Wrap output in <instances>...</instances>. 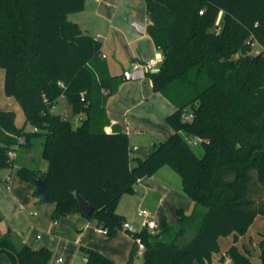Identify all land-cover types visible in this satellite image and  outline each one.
Instances as JSON below:
<instances>
[{
	"label": "trees",
	"instance_id": "trees-1",
	"mask_svg": "<svg viewBox=\"0 0 264 264\" xmlns=\"http://www.w3.org/2000/svg\"><path fill=\"white\" fill-rule=\"evenodd\" d=\"M85 2L0 0L4 92L25 116L18 127L14 111L0 110V172L14 168L10 151L41 145L47 170L22 166L15 173L34 186L35 178L44 182L42 192L35 186V203L55 204L54 228L79 213L107 235L128 232L146 246L142 264H215L219 239L233 236L226 253L232 264H253L235 243L264 216V0H144L147 34L163 56L159 70L147 74L175 111L166 118L173 133L147 158L134 155L133 167L128 134L106 109L123 75L110 74L99 38L69 20ZM60 98L84 115L81 124L52 112ZM164 166L180 175L193 213L178 209L181 225L130 233L119 201ZM76 193L94 207L90 216ZM259 246L264 264V233ZM80 251L85 264H117L83 244ZM136 252L134 241L126 264ZM0 254L12 264H47L52 255L11 235L0 239Z\"/></svg>",
	"mask_w": 264,
	"mask_h": 264
},
{
	"label": "rangeland",
	"instance_id": "rangeland-1",
	"mask_svg": "<svg viewBox=\"0 0 264 264\" xmlns=\"http://www.w3.org/2000/svg\"><path fill=\"white\" fill-rule=\"evenodd\" d=\"M79 13L80 12L70 14L69 20L72 21L73 18L81 17V29L86 34L97 36L99 38L102 42V54L105 57L109 72L112 76L120 77L124 75V68L126 71L130 69L131 71H129L132 72L133 70L130 66H132L136 60L134 58H138L142 63H147L151 59L162 57L161 53L156 52L151 37L147 34L140 40L141 36L136 34L137 31L131 25L132 19L142 26L149 21L144 0H111L107 1V3H102L101 9L96 12L94 11V13ZM132 32H134L139 39L134 38L131 35ZM254 52H260L258 45L254 47ZM159 68L160 65L154 70L145 69V77L143 80L138 82H123L120 89L123 84H127L150 87V89L153 90L152 80L147 73L157 72ZM4 80L5 71L0 68V108L2 110L14 111L16 113V125L22 127L25 125L23 110L16 98L5 95ZM154 93H156V99L148 97L142 101L140 98L134 100L124 97V94L121 96L116 94L111 96L108 100V107L109 104L112 105L111 110L117 115L122 127L128 134L130 149L133 147H149L152 144L158 143L161 139L168 137L169 133L172 132L167 125L166 117L173 110V106L161 93ZM52 112L70 121L73 125L81 124V121L84 118V115H76L74 113L72 106L65 98L59 99L58 104L53 108ZM26 129L32 130L30 125H26ZM195 150L199 155L203 153L200 146H195ZM16 153L19 155L20 159H25L26 154L29 155L27 158L29 161H24L23 166L42 170L43 165H46V161L42 158L41 145H37L31 150L21 148L17 150ZM5 173L6 171L2 170L1 175ZM156 173H160V182H162V184L180 193L185 201L181 200L180 204L182 205H178V207H182L187 215H191L195 208L194 203L183 191L180 175L169 166L162 167ZM19 180L21 179L16 173H14V181ZM30 185L33 186L31 183ZM13 193L15 194V190ZM21 195H19V197L21 196L20 198L24 199H20V202H23L26 205L27 212L20 210L19 205L11 209L9 212L11 215L9 214L7 217L6 214L1 212L3 220L0 222H3L2 226L3 228L5 227L6 235H11L12 238L18 237L19 239L21 236L25 235H28L29 237H35L38 234L43 237H47V235L51 236V233L48 231L47 234V231L42 225L45 226V224H49L50 231L54 230L52 215L48 216V222H43V219L41 218V226H38V224L35 223L37 221V215H29L30 212H33L34 207H40L44 204L35 203L34 193L30 194L29 197H26V192ZM159 197L157 193L152 191L143 198L126 196V198L122 200V209L118 212L124 214L129 221H136L138 224H141L143 220L142 217H139L138 215L140 211L151 213L159 222V228L157 231L162 230L165 224L175 226V224L172 223L174 218L178 222V225L176 226L181 225V217L177 210L174 209L173 211H170L169 209L175 201L171 198H166L163 202H160ZM162 210L172 212L173 217H166V219L158 217V214H161ZM64 218L65 217H62L58 222L60 223ZM263 219V216L258 217L255 229L258 228ZM90 222L92 223V228L87 232L89 235L86 233V239H82L83 245H86L89 240L100 241L102 236L111 237L116 230H119L116 229L112 235L99 233L96 229L95 222ZM255 229L253 228V232ZM10 231L11 233H9ZM126 234L128 235V238H131V235L128 232H126ZM227 242L228 240L224 238L221 239L220 243L222 250L227 248ZM51 253V258L47 264H55L54 262L58 258H62L64 261L60 264H85V259L80 251V246L76 245L74 243V237H70L68 234L58 237L55 240L54 249H51ZM142 263L143 255L136 252L133 264Z\"/></svg>",
	"mask_w": 264,
	"mask_h": 264
},
{
	"label": "crops",
	"instance_id": "crops-1",
	"mask_svg": "<svg viewBox=\"0 0 264 264\" xmlns=\"http://www.w3.org/2000/svg\"><path fill=\"white\" fill-rule=\"evenodd\" d=\"M107 1H111V0H86L85 8L79 14H81L83 12L94 13V11L96 12V11L101 9L102 3H107ZM80 19H81V17H76L75 19L73 18L72 21L77 23L81 28ZM149 23H150V21H148L147 23H145L143 25L146 28V31L144 34L138 33V31L132 26L137 31L136 34H138V36H141L140 40L147 35V26L149 25ZM131 35L134 38L139 39V37H136L134 32H132ZM153 44H154V42H153ZM259 48L261 50L260 46H259ZM156 52L161 53L157 48H156ZM161 55H162V53H161ZM134 59H136V60L134 61L132 66H130V68L132 70H133V67L136 63H142V61L138 60V58H134ZM126 69H129V68H126ZM129 70H127V71H129ZM125 72H126V70L124 68L123 73H125ZM122 94H124L123 95L124 97H128V99H134V100L140 98L143 101V99H147L148 97L156 99V97H155L156 93H154V91L151 90L150 87H141V85H127V84L124 85L123 84L121 89L118 92V96H121ZM111 106L112 105L109 104V107H108V103H107L106 109H107V114L111 120L112 125L118 124L120 126V128L123 131H125V129L122 127L121 122L118 119L117 115L113 112V110H111ZM0 110H2V109L0 108ZM174 111H175V107L173 106V110L171 111V113H173ZM112 125L108 126L105 129L107 133L112 132ZM172 133H173V131L171 133H169V136ZM168 137L163 138L161 140L167 139ZM130 152H131V157H132L131 165L133 167L136 164V162L134 161V155L135 154L132 151H130ZM28 156L29 155L26 154L25 159H20L19 155L16 153L15 158H14V168L10 169V170L9 169L5 170L6 173L3 175H1L2 171L0 172V213L2 212L3 214H6V217H7V215L10 214L9 212L11 211V209L15 208V206H17V205H19V207L21 205H24V209H21V207L19 209L22 210L23 212H27L26 205L23 202H20V199H24V198H20L22 196L21 194L26 192V197L27 196L29 197V195L34 193V191H35V186L30 185L29 182H25L23 180L14 181L15 171L18 168L23 166L24 161H27V162L29 161V159H27ZM47 168H48V162L46 161V165H43L42 171H46ZM159 172H161V171H159ZM159 174L160 173H156L153 176L144 177V178L140 179L138 181L137 185L135 186L134 192L131 194H126L121 198V200L119 201L118 206H117V211L122 209L121 208L122 200L124 198H126V196H131V197L133 196L135 198H143V197H146L147 194L151 191L154 193H157L158 197L160 196L159 197L160 202H163L164 199H166V198H171V199H173V201H175L169 207L170 211H173L174 209H176V210L183 209L182 207H178V205H182V204H180V202H181V200L185 201V199L180 195V193H178L175 190H173L172 188L162 184V182H160L161 180H160ZM8 177H11L10 184L6 183V179ZM8 185H9V188H8ZM14 190H15V194L13 193ZM19 195H21V196L19 197ZM159 206H160V204H159ZM54 210H55V204H44V205H41L40 207H34L33 208L34 213L30 212L29 215L30 216L37 215L38 217H37V221L35 223L38 224V226H41L40 223L42 221L40 219L42 218L43 222H48V216L53 215ZM146 213H148V212H146ZM120 214H122V213H120ZM149 214L151 215L152 219H154L156 221V223L158 224V228H159V222H158L157 218L154 215H152L151 213H149ZM122 215L124 216V214H122ZM138 215H139V213H138ZM139 217H141V216H139ZM158 217H161L163 219H166V217L171 218V217H173V213L172 212H166L165 210H162L161 214L160 213L158 214ZM258 217L259 216H257L254 223L249 228L248 232L245 235L240 236L238 241L235 243L236 246L238 247V250L242 254L247 255L253 264H261V258H260L261 250H260L259 244L262 241V234L264 233V219L261 221L258 228L255 229V224L258 220ZM125 219L127 221H129L128 218L125 217ZM142 219H143V217H142ZM2 223L3 222H0V239L6 235V230H5V227L3 228ZM172 223L175 224V226L178 225V222L175 218L172 220ZM42 226L47 231V234H48V231H49V233H51V236L47 235V237H43L40 234H38L35 237L34 236L29 237L28 235H25V236L20 235L21 236L20 239L18 237H15L13 239L15 242H19V241L24 242V243L28 244L30 247H32L33 249H40L42 247H45V248H48L51 250V249H54V243L58 237H61L63 235L68 234L70 237H74V243L76 245L80 246V244H82V239H86L85 238L86 233L92 228V223L88 220L86 221L85 217H83L81 214L74 213V214L66 216L64 219H62V221L60 223L58 222L54 228V231H50L51 229H50L49 224L48 225L45 224V226L44 225H42ZM95 226H96V224H95ZM253 228L255 229L256 232L255 231L253 232ZM96 229L99 233H101L97 226H96ZM9 233H11V231ZM221 239L222 238L219 239V244H220V248H221V255L216 256L214 263L215 264H232L229 261V257L227 256L226 253H227V250L234 244V237L229 236V237L224 238V239L228 240L227 248H225L224 250H222V246L220 243ZM133 245H134V240L132 237L128 238V235L126 234L125 231L116 230L111 237L102 236V238H100V241L89 240L85 246L101 252L102 254L108 256L110 259H112L117 264H126V262L128 260V256L131 252ZM221 256L224 257V260L222 262H219V258ZM60 259H62V258H58L57 260H55L54 263L55 264L63 263L64 262L63 259L61 262L59 261ZM0 264H12V263L5 254H0Z\"/></svg>",
	"mask_w": 264,
	"mask_h": 264
},
{
	"label": "water",
	"instance_id": "water-1",
	"mask_svg": "<svg viewBox=\"0 0 264 264\" xmlns=\"http://www.w3.org/2000/svg\"><path fill=\"white\" fill-rule=\"evenodd\" d=\"M131 25L138 31L140 34H144L146 31V28L138 23L134 19L131 20ZM145 77V73L143 70H136V71H126L122 77L123 82H138L143 80ZM155 149V144H152L149 147H133L130 150L137 156L142 157L143 159L147 158ZM34 183L36 186V189L38 192H42L44 189V182L38 178L34 179ZM76 198L79 203L80 209L82 212L90 216L93 211L94 207L86 201L84 197H82L80 194L76 193ZM124 227L130 232V233H137L139 224L136 221H126L124 223Z\"/></svg>",
	"mask_w": 264,
	"mask_h": 264
},
{
	"label": "built area",
	"instance_id": "built-area-1",
	"mask_svg": "<svg viewBox=\"0 0 264 264\" xmlns=\"http://www.w3.org/2000/svg\"><path fill=\"white\" fill-rule=\"evenodd\" d=\"M163 63V56L160 58H155V59H151L150 61H148L147 63H136L133 67V71L136 70H154L156 67H158L159 65H161ZM185 119L191 120L193 118L192 114H186L184 115ZM199 141L198 140H194L192 141V144L194 146L198 145ZM16 155L15 151H10L9 152V156L10 159H14ZM11 181V177H8L6 179V183L10 184ZM9 188V185H8ZM21 209H24V205L20 206ZM139 216L143 217L142 223L139 224L138 227V231H142L144 229H149L150 231H155L158 229V224L156 223V221L154 219H152L151 215L149 213L146 212H139ZM58 222L55 223V226L57 225ZM99 229V228H98ZM99 231L101 233H104V231L102 229H99ZM136 243V250L140 255H143L146 249V246L144 244V242L142 241V239L140 237H137L135 240ZM60 262L62 261V259L59 260ZM229 261L232 263L231 259L229 258Z\"/></svg>",
	"mask_w": 264,
	"mask_h": 264
}]
</instances>
